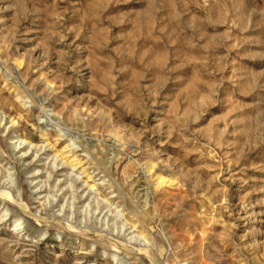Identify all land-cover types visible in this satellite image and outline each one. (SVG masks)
Here are the masks:
<instances>
[{
  "label": "rangeland",
  "instance_id": "374dc122",
  "mask_svg": "<svg viewBox=\"0 0 264 264\" xmlns=\"http://www.w3.org/2000/svg\"><path fill=\"white\" fill-rule=\"evenodd\" d=\"M0 264H264V0H0Z\"/></svg>",
  "mask_w": 264,
  "mask_h": 264
}]
</instances>
